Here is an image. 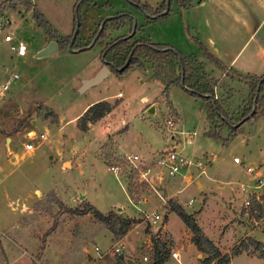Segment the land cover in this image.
<instances>
[{
    "label": "rangeland",
    "instance_id": "374dc122",
    "mask_svg": "<svg viewBox=\"0 0 264 264\" xmlns=\"http://www.w3.org/2000/svg\"><path fill=\"white\" fill-rule=\"evenodd\" d=\"M28 1L53 30L52 25L62 37L76 32L81 43L93 35L100 20L106 24L104 36L92 38L84 50L74 53L64 47L36 56L46 34L33 17V9L19 2L5 4L10 9L4 13L9 22L0 25V84L12 73L17 78L0 96V264H116L118 255L111 253L112 246L118 243L128 253L135 239L128 241L121 236L114 240L90 212H80L84 201L102 213L113 210L119 214L116 207H122L124 214L139 218L129 227L133 228L131 234L139 229L152 237L157 235L155 239L164 241L169 249L168 264H179L170 255L178 239L162 229L161 217L151 221L154 211L167 208V199L193 213L202 232L222 253H229L249 228H254L249 232L252 238L264 242V218L254 217L253 202L254 195L264 196V184L248 197L247 205L239 190L244 185L250 191L254 184L244 171L247 165L259 171L264 180V118L255 115L234 132L221 122L217 136H209L206 133L213 127L203 99L179 84L169 85L162 93L164 85L154 79L146 59L125 63L119 74L107 66L109 73L101 81L75 94L81 80L102 63L100 51L105 44L128 34L130 26L136 29L131 40L148 37L153 43L169 45L184 56L189 68L202 73L211 85L218 83L204 72L208 62L200 69L191 59L200 58L197 42L201 44V34L206 32L201 15L208 14L212 20V10L205 7L183 12V7L195 0H136L160 14L165 11L162 6H167V13L154 16L128 0H83L77 3L78 21L74 15L77 0ZM211 2L207 0V4ZM6 33L15 39L4 41ZM15 40L26 46L22 57L9 50ZM222 71L231 79L244 80L230 69ZM238 85L220 84L215 93L234 121L249 102L248 89L246 92ZM116 92L117 97L113 96ZM104 97L112 98L110 112L88 124L86 131L79 130L73 116L86 104ZM148 103L152 113L143 109ZM168 115L174 116L176 131L183 132L172 140L163 126ZM40 133L45 138L39 142ZM26 142L34 148L26 150ZM172 145L199 162L191 164L184 176H169L153 167L154 154ZM132 154L152 166L148 182L139 180L137 171L125 160ZM234 156L240 163L233 162ZM115 163L120 166L117 175L107 168ZM72 209L75 212L69 211ZM192 238L182 236V243L190 244ZM193 240L197 245L195 237ZM144 246L141 252L149 257L150 249ZM197 249L204 264L206 253ZM182 251L181 264H192L186 250ZM133 254L134 262L141 257L139 252ZM246 254L235 255L229 264H264V259Z\"/></svg>",
    "mask_w": 264,
    "mask_h": 264
},
{
    "label": "trees",
    "instance_id": "16d2710c",
    "mask_svg": "<svg viewBox=\"0 0 264 264\" xmlns=\"http://www.w3.org/2000/svg\"><path fill=\"white\" fill-rule=\"evenodd\" d=\"M79 1L81 2L83 0H77L76 5L74 6V15L78 21ZM128 1L135 2L137 7L142 8L143 11L147 13L149 12L154 16H159L168 12L167 6L164 5L161 9L165 10V12L160 14L159 10L152 12L148 6L141 5L136 0ZM168 1L167 3H169ZM9 2L12 3V5L19 2L26 7L32 8L33 17L38 26L44 30L48 38L56 41L58 49L70 45L72 50L81 51L87 47L92 38L96 39L100 36H104L106 21L100 20L96 31L91 37H89L86 43H81L76 38V32L73 38L72 35L57 37L52 27L44 19L42 13L37 11L28 0H8L2 2L0 3V10ZM121 16H124V14L120 16L116 15L115 18ZM135 30V27L133 28L130 26L128 34L116 36L114 39L107 42L103 49H101V58L111 71L119 74L122 71L125 62L130 64L138 62L140 59H146L151 63L154 79L159 80L164 85L162 93L167 91L169 85L179 84L192 95L199 96L203 99V108L206 117L213 127V129H209L206 134L212 137L217 136L216 130L219 128L221 122L228 124L230 132H234L242 122L255 115L264 118V73L258 77H251L247 81L249 96L248 106L234 121L230 118L225 109H223L221 103L216 99L212 87L213 84L211 85L202 73L189 68L184 56H182L176 49L166 44L151 43L143 38L131 40ZM197 44L206 59L222 70H226V67L223 66L218 59L210 55L199 42H197ZM112 106V104L105 100H98L89 105L76 119L78 129L86 131L88 124L94 123L102 118L105 114L110 112ZM218 120L220 123H218ZM253 202L254 213H256L254 214V217L256 219H259L260 217L264 218V196L261 195L260 198L254 199ZM166 203L167 210L173 212L180 219L186 229L196 238L199 250L206 253V264H227L232 256H235L242 251L254 253L258 258H264V243L255 240L250 236H246L238 244L232 246L229 253H222L218 246L202 232L193 213L187 212L181 204L171 199H167ZM83 205L84 209L80 212H90L97 221L105 225L107 230L112 234L114 240L123 236L132 224L140 221L139 218L121 216L113 210L102 213L87 201H84ZM69 211L75 212L73 209ZM150 242L151 249L148 264H162L168 258L169 249L163 241L155 239L152 236L150 237Z\"/></svg>",
    "mask_w": 264,
    "mask_h": 264
},
{
    "label": "crops",
    "instance_id": "0c3cea01",
    "mask_svg": "<svg viewBox=\"0 0 264 264\" xmlns=\"http://www.w3.org/2000/svg\"><path fill=\"white\" fill-rule=\"evenodd\" d=\"M5 1L8 0H0V3ZM205 7H208L209 10H212V12L210 13L212 16V20L208 17V14L201 15V24L206 29V32L201 34V44L204 46V49L210 55L218 59L220 63L226 67V69H230V71H233L234 74L238 75L237 77L241 76L244 80L239 82L236 78L231 79L230 76H228L218 66L208 61L201 50H198L197 52L198 56L200 57L199 59H196V56L190 58L198 63L200 69H202V66L205 64V62H208L210 64H207V69L204 72L206 73V75H208L209 78H211L212 80H217L218 82L212 85L214 93H216L217 90H220V84L223 83L228 84L230 87L240 84V86H243V88L246 89L247 92L248 79L251 77H258L264 73V0H212V2L209 4H207V0H195L192 5L184 6L183 12H188L186 10H192L196 12L198 10L204 9ZM8 9H10V7L4 5V7L0 10V25L3 21L9 22L4 16L5 10L8 11ZM52 26L54 27L56 36L62 37L61 32L57 30L56 26ZM134 38L138 39V37ZM143 39L149 41L148 37H144ZM50 40L55 41L54 39H50L45 35L43 43L36 50H40L41 48H43ZM72 52L76 53L77 50H74ZM101 65L102 63L100 64V66ZM99 67H97L91 73V75L88 76V78L93 76ZM231 75L233 76V74ZM6 80L7 79H5L4 81ZM117 94L118 93L116 92L113 96L117 97ZM215 97L217 99L216 94ZM111 99H109L108 97H104V99L102 100L109 102ZM90 103L92 104V102ZM90 103L86 104L79 113L73 116L72 119H77V117L81 115V113L89 105H91ZM220 103L223 107L222 102ZM149 105H151V103L145 105L143 109H148L147 107ZM203 171L205 172V169ZM204 178L207 180L209 179L208 177ZM259 178L262 180L260 175ZM262 181L263 182L258 187H256L254 183L250 191L244 185H241L239 190L240 192H242L243 196L248 193L255 194V190L260 188L261 185L264 184V180ZM202 184L203 182H201V185ZM209 184H212V182L210 181ZM243 199L244 197H242V200ZM254 199H258V195H254ZM123 210L124 209H121L119 212L121 216L131 217L127 214H124ZM161 210L162 211L160 213L157 210L154 211V213H157L161 217L162 229L165 230L169 235H171L173 239H178V246L175 249H172V251H175L177 253V257L176 259L171 257L172 260L181 264L182 252H184L182 250L184 249L187 252V258L192 264H202L198 259L200 257V253L197 249L196 242L193 240L194 236L186 229L184 224L173 212L167 210V208H161ZM253 229L254 228H249V230H247L246 232V236L252 237L249 232ZM131 230H133V228H128L127 232L123 235V239L126 238L128 239V241H131L133 239V242L135 239V243L134 245H132L131 249L127 251L128 253L122 251V255H118L115 257L116 264H145L144 261H142L141 257L134 262L133 253L139 252L142 256V244H145V250L151 249V235L140 231L139 229H135L133 231V234H131ZM130 234L133 236H131ZM162 234L165 235L166 233ZM182 236L186 238L193 237L192 239H190V244L182 243ZM155 237H157V235ZM241 253L246 254L245 252ZM246 255L258 258L252 253ZM233 257L234 256L230 258L227 264L230 263ZM170 260L171 259H167L162 264H168Z\"/></svg>",
    "mask_w": 264,
    "mask_h": 264
},
{
    "label": "built area",
    "instance_id": "2783aa9c",
    "mask_svg": "<svg viewBox=\"0 0 264 264\" xmlns=\"http://www.w3.org/2000/svg\"><path fill=\"white\" fill-rule=\"evenodd\" d=\"M3 39L6 42H11L15 38L12 34L6 33L4 34ZM9 50L14 54V56L22 57L25 54L26 46L22 41L15 40L13 43L9 45ZM16 78H17V74L12 73L11 75H9L6 81L0 84V96H2L3 93L6 91L9 83ZM174 119H175L174 116L168 115L165 118L164 124H163L165 129L168 131L171 140L174 139L177 133H180V134L183 133L182 131H179V132L176 131V129L174 128V125H175ZM187 134L189 135V133ZM38 138H39V142L42 141L45 138L44 133H40L38 135ZM23 147L26 150H31L34 148V145L31 142H26L23 144ZM125 160L131 165V170L137 171V174L139 175V180L145 181V182L149 181L148 174L151 171L152 166H149L146 163H144L136 154L126 155ZM232 160L234 163H240V160L236 156H234ZM152 162H153V167L157 169H163L169 176H175V175L184 176L186 170H188L191 164L194 166L199 164V162L195 163L193 162V159L187 158L181 153H179L176 150L175 145H172L171 148H168L166 150L156 152L153 156ZM107 168L115 175H117V173L120 171V166L119 164H116V163L109 165ZM244 171L252 178V180H254V183H255L254 185L256 187H258L263 182L259 178L258 172L253 167L247 165L244 167ZM158 179H161V178L158 177ZM250 195H251L250 193L245 195L243 199V202L245 205L249 204L248 197ZM187 202L188 204H190L192 200L189 199ZM145 216L147 217V215ZM151 216H152L151 221L153 223H155L157 220L160 219V216L157 213H153L151 214ZM122 248L123 246L118 245V243H115L112 246L111 253L113 255H121ZM96 250H97V247H96ZM170 255L172 258H175V259L177 257V253L175 251H170ZM141 259L144 262H148L149 257L147 256V254H143L141 256Z\"/></svg>",
    "mask_w": 264,
    "mask_h": 264
},
{
    "label": "water",
    "instance_id": "95a60500",
    "mask_svg": "<svg viewBox=\"0 0 264 264\" xmlns=\"http://www.w3.org/2000/svg\"><path fill=\"white\" fill-rule=\"evenodd\" d=\"M167 1L168 0H166V3H167ZM74 36H75V32L72 34V38ZM67 47L69 50L74 51L70 48V45H68ZM55 49H56L55 41L50 40V41H48V43L43 48H41L37 52L36 56H43V55L52 53ZM101 61H102V65L100 66V68L96 71V73L93 76L81 80V83H80L79 87L77 88V91L75 94L82 93L88 87L97 84L99 81L102 80V78H104L109 73V70H108L106 63L102 59H101ZM125 63H127V62H125ZM147 112L152 113L153 107L150 106L147 109ZM78 197L83 198V195L79 194ZM121 209H123V208L122 207H116V210H121Z\"/></svg>",
    "mask_w": 264,
    "mask_h": 264
}]
</instances>
